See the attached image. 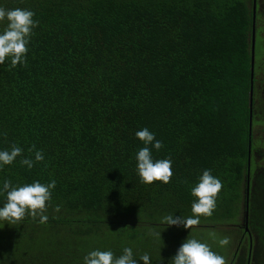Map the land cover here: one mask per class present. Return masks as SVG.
<instances>
[{"label":"trees","instance_id":"16d2710c","mask_svg":"<svg viewBox=\"0 0 264 264\" xmlns=\"http://www.w3.org/2000/svg\"><path fill=\"white\" fill-rule=\"evenodd\" d=\"M251 5L0 0V7L31 10L39 21L27 66L0 65V150H24L0 169V188L5 180L56 181L46 224L26 216L1 227L0 264H84L90 251L118 257L125 247L137 264L145 253L151 264H171L195 237L161 221L192 215L191 188L204 170L223 188L213 215L193 228L237 223L249 186L247 229L231 228L238 248L229 264H264V167L248 176ZM6 26L0 22V32ZM145 127L164 145L151 148L153 159L172 160L168 184L140 182L136 154L144 145L135 133ZM33 145L44 161L29 170L20 160H34ZM5 202L0 195V207Z\"/></svg>","mask_w":264,"mask_h":264},{"label":"clouds","instance_id":"9594fccd","mask_svg":"<svg viewBox=\"0 0 264 264\" xmlns=\"http://www.w3.org/2000/svg\"><path fill=\"white\" fill-rule=\"evenodd\" d=\"M34 16L35 13L28 9L6 10L0 7V22L7 20L6 28L0 32V65L10 60L9 70L18 65L27 66L28 45L34 35L33 29L39 25V21L35 20ZM135 135L144 145L136 154L140 182L145 185H151L154 182L170 183L174 175L171 158L154 160L151 150L154 146L159 151L164 147L163 143L157 140L155 134L146 127L137 131ZM28 151L34 152V160L22 158L20 163L31 170L36 163L44 161V154L42 150H36L35 145ZM23 152L24 150L15 144L11 146V150H0V169L5 165L13 164L17 157H23ZM55 187V180L47 184L34 181L22 186H14L10 180H5L0 188V195L6 194V202L3 207H0V221L14 226L20 224L26 216H30L33 220L39 218L40 224H46L49 217L45 213ZM222 188V181L213 176L211 170H204L198 183L191 188V195L195 198L191 205L192 215L174 217L170 214L164 216L161 222L167 226H183L186 229H192L199 225L201 216L207 218L213 215ZM56 211H59V207ZM149 234L156 239L161 238L160 232L152 231ZM229 243V237L219 240L221 247ZM139 260H142L143 264H151L147 253L140 256ZM84 264H137V259L134 258L133 250L129 247H125L123 254L118 257L110 250L96 249L84 257ZM171 264H226V261L208 244L189 236L179 247Z\"/></svg>","mask_w":264,"mask_h":264},{"label":"rangeland","instance_id":"374dc122","mask_svg":"<svg viewBox=\"0 0 264 264\" xmlns=\"http://www.w3.org/2000/svg\"><path fill=\"white\" fill-rule=\"evenodd\" d=\"M252 6V5H251ZM253 10V6H252ZM256 21H255V32H254V47H255V56H254V117L253 125L255 123V128L253 127V149L251 152V163H250V173H248L249 181H251L253 174L257 168L264 167V0H257L256 4ZM252 35H250V43L252 40ZM251 48V46H250ZM256 145V146H255ZM248 181V182H249ZM249 184V183H248ZM249 193V186L246 191V199ZM248 199L245 202L241 203V213L238 216V222L232 225L233 223L224 220L218 222L215 229L208 227H199L189 229L191 235L200 242L208 244L211 249L217 254L225 258L226 264L230 263V260L233 255V251L237 250V235L232 234L231 228L235 226L244 227L247 229V206ZM247 214V216H246ZM1 227L6 231L8 230V224H0V235L2 233ZM224 237L230 238V243L227 246L221 247L219 245V240ZM248 237V236H247ZM247 237L243 239V244L247 245ZM252 242L255 243L254 236H250ZM254 238V239H253ZM251 240V239H250Z\"/></svg>","mask_w":264,"mask_h":264},{"label":"flooded vegetation","instance_id":"af4514ba","mask_svg":"<svg viewBox=\"0 0 264 264\" xmlns=\"http://www.w3.org/2000/svg\"><path fill=\"white\" fill-rule=\"evenodd\" d=\"M256 4H257V0H256ZM255 13H256V10H255ZM255 21H256V16H255V20H254V30H253V32H252V28H251V35L253 36V40H251V43H250L251 44V48H252V41H253V71H254V56H255V47H254ZM251 48H250V51H251ZM251 55H252V52H251ZM251 98H252L251 99V106L249 104L250 109H251V125H250L249 129H250V134L253 135V127L255 128V123L253 125V117H254V113H253L254 112V110H253V104H254V79H252V94H251ZM249 122H250V117H249ZM253 140H254V138H253ZM253 146H252V148H253ZM249 150H250V148H249ZM250 156H251V153H250Z\"/></svg>","mask_w":264,"mask_h":264},{"label":"water","instance_id":"95a60500","mask_svg":"<svg viewBox=\"0 0 264 264\" xmlns=\"http://www.w3.org/2000/svg\"><path fill=\"white\" fill-rule=\"evenodd\" d=\"M252 6H253V10H252V32L254 30V20H255V10H256V0H252ZM253 37V36H252ZM253 40V38H252ZM251 88H250V106H251V94H252V79H253V41H252V48H251ZM251 125V109H250V122H249V127ZM247 199H248V195H247ZM247 216V214H246Z\"/></svg>","mask_w":264,"mask_h":264},{"label":"crops","instance_id":"0c3cea01","mask_svg":"<svg viewBox=\"0 0 264 264\" xmlns=\"http://www.w3.org/2000/svg\"><path fill=\"white\" fill-rule=\"evenodd\" d=\"M235 251V250H234Z\"/></svg>","mask_w":264,"mask_h":264}]
</instances>
